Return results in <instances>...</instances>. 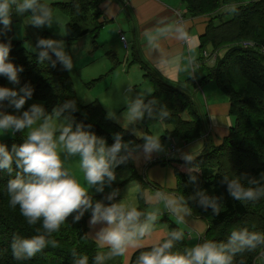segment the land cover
<instances>
[{
	"label": "trees",
	"instance_id": "16d2710c",
	"mask_svg": "<svg viewBox=\"0 0 264 264\" xmlns=\"http://www.w3.org/2000/svg\"><path fill=\"white\" fill-rule=\"evenodd\" d=\"M103 1L105 0H55L46 4L52 11L54 7H58L68 17L64 39L69 44L94 30L83 23L88 16L93 23L101 17L100 4ZM181 1L190 16H208L205 31L199 37V47L201 53L210 48L212 53H216V58L203 76H198L206 68L201 65L193 77L188 76L186 83H178L159 76L136 52L133 60L141 63L143 76L149 80L152 88L145 102L152 99L156 101L153 117L146 116L141 121L149 133V126L155 121L171 125L166 130L168 138L178 137L181 141L191 142L202 137L207 133L206 113L195 97V89L214 82L218 92L227 96L229 102V134L220 145L212 146L207 143L205 151L191 160L178 158L170 162L168 159L167 163L174 168L177 180L173 191L179 198H183V205L194 216L206 221L205 241L226 243L232 231L241 229H247L249 233L264 234V197L255 202L235 200L228 195L223 182L225 176L233 178L242 175L241 183L245 187L253 186L248 183L249 178H255L264 184V0ZM39 30L40 38H46L47 27ZM12 31L10 25V29L0 33V42H10L9 60L23 68L18 73L17 85H30L33 89L31 98L43 101L46 114L55 115V110L65 102L74 101L75 110L67 109L62 113L73 121L74 127L77 123L82 124L85 130L103 138L110 145L114 143L116 133H120L122 140L132 147L143 145L145 136L136 137L113 122L98 101L80 102L68 70L63 69L59 63L55 67L50 62L38 63L36 53L14 39ZM200 59L204 60L203 55ZM4 81H8L7 78L0 76V82ZM161 109L169 113L167 118H159ZM24 139L12 137L0 143L11 150L13 144L20 145ZM138 149L140 148H136ZM122 155H126L123 150ZM160 162L165 163L164 160ZM124 164L134 168L130 157ZM15 175V168L11 174L7 170H0V264H74V260L82 255L88 257V264H95L96 255L108 251L98 246L88 234V219L91 215L89 210L79 221L73 220L75 213L70 214L59 230L47 237L55 241V246L49 244L31 258H15L11 247L14 239L44 233L42 221L30 225L21 215L19 206H11L6 185ZM191 175L197 177L195 182L189 179ZM128 180H138L140 190L136 210L146 214V183L136 173ZM199 190L218 198V215L213 214L211 208L204 209L190 199ZM88 195L105 204L112 203V200H107L106 194ZM143 218L142 216L141 220ZM158 222L164 224L167 230L166 237L160 243L168 238L170 232L182 231L176 220L167 215ZM153 246L155 245L136 250L131 255L129 264H137L139 256L150 251ZM185 248H189V244L184 235L181 241L174 243L173 251L183 252ZM263 251L264 244L252 249L246 248L234 255L232 264H263ZM73 253L76 254L75 257ZM104 264H121V260L116 256L106 259Z\"/></svg>",
	"mask_w": 264,
	"mask_h": 264
},
{
	"label": "clouds",
	"instance_id": "9594fccd",
	"mask_svg": "<svg viewBox=\"0 0 264 264\" xmlns=\"http://www.w3.org/2000/svg\"><path fill=\"white\" fill-rule=\"evenodd\" d=\"M13 13L17 16L30 13L29 24L37 28L59 25V20L53 15L50 6L42 0H0V33L10 29ZM66 33L67 29L61 35ZM157 33L158 35H148L150 43H155L159 36L168 33L174 34L175 38L181 41L189 38L185 27L179 23L158 29ZM10 47V42H0V76L6 77L12 84H18V73L23 71V68L9 60ZM31 50L36 53L38 63L50 62L52 67L59 63L68 71L73 68L72 57L65 51L62 39L40 38ZM32 95L33 89L27 84L18 90L0 86V107L7 101L8 106L19 112ZM155 105V99L145 102L144 96L129 100V123L141 121L146 116L152 118L156 111ZM75 108L74 101H67L56 109L54 114L59 123L46 114L41 104L34 103L20 114L0 111V136L31 129L23 143L13 144L11 150L4 143H0V170H7L9 174L14 168L16 170L15 178L10 179L6 185L10 204L13 207L19 206L20 213L28 224L34 225L42 221L44 229L43 234L14 239L11 247L17 259L31 258L49 244L55 246V241L47 237L57 232L72 213H75L73 220L79 221L85 212L90 210L91 224L106 223V227L96 233V239L101 246L107 245L110 251L107 254H97L95 264H104L106 259L123 256L129 246L138 247L136 242L150 234L157 221V212L143 214L135 207L128 208L122 203L105 204L94 200L88 195L86 187L65 167V161L69 157L78 156L86 184L94 186L96 192H103L105 185L116 179L115 168L126 162L136 148H142L146 156H150L153 151H159L162 147L160 137L145 136L142 146L132 147L122 140L120 133H116L114 143L108 146L103 138L85 130L82 124L77 123L74 127L68 116L61 119L65 110L74 111ZM158 115L160 119H165L169 113L161 109ZM108 116L115 118L114 113H108ZM37 122L40 123L33 128ZM122 150L126 155H121ZM186 159L191 160L188 156ZM241 177L242 175H236L233 178H223L231 198L255 202L264 197V184L255 178H249L248 183L253 186L245 187L241 183ZM189 179L195 182L197 177L191 175ZM115 195V191L110 193L107 200H113ZM190 199L195 200L204 209L211 208L215 215L220 212L218 198L205 191H197ZM183 204L182 197L179 200H165V206L177 214L181 222L184 215L190 214ZM184 235L183 231L170 232L163 243H158L150 251L141 254L137 264H232L236 253L264 244V234L249 233L247 229H241L232 231L226 243L205 241L185 248L183 252L173 251L174 243L181 241ZM73 256L76 254L73 253ZM74 264H88V257L79 256L74 260Z\"/></svg>",
	"mask_w": 264,
	"mask_h": 264
},
{
	"label": "crops",
	"instance_id": "0c3cea01",
	"mask_svg": "<svg viewBox=\"0 0 264 264\" xmlns=\"http://www.w3.org/2000/svg\"><path fill=\"white\" fill-rule=\"evenodd\" d=\"M100 9H101V17L97 21H95L94 24L101 26L99 27L98 32L92 38L94 39V41H97L98 36L108 35V39L105 42H101V45L104 46V52L106 54L111 52V57L114 59L113 60L114 63L118 62L117 55L116 57L114 56V54H116L117 51L116 52L113 51V49H111L110 46L114 45L119 48V46L115 45L114 43L116 42V39L118 37L117 35L118 30L122 25L125 29L124 31L122 28V31L127 35L126 38L131 43L129 46H131V48L133 49V51L132 49L129 51L128 55L125 57V60L123 59V61H127V58L130 57V55L132 54L131 63H138L141 70H142L141 63L133 60L135 52H138V57L145 64L152 67L153 70L159 76H161L166 80H170L172 82L177 81L178 83H186L185 81L188 79V76L191 75L192 64L196 66L197 70L200 69L201 65L206 67L202 73L198 74L199 77L203 76L207 72V69H209V67L213 64L212 59H208V61L206 62H203L200 59L202 54L199 47L200 44L199 37L205 31L208 22V16L206 15H201L196 17L190 16L187 13L186 8L181 0H105L100 4ZM178 13H180L181 20H179L178 18ZM29 14L30 13H26L25 16H21L22 18L20 19H23L25 22H28L27 18L30 17ZM105 23H107V25H104ZM178 23L182 24L188 33L189 38L186 41L177 40L174 34L168 33L165 36H159L155 43L149 42L148 40L149 34L158 35L157 33L158 29L170 27ZM109 24H113V26L108 27ZM92 27L90 29H92ZM35 29L40 38L41 35L39 28L35 27ZM88 34L89 32L83 36H86ZM12 36L14 35L12 34ZM82 37L75 40L74 43L80 40ZM61 39L64 40L62 35H61ZM21 42L24 43L23 41ZM121 43L122 42L120 41V44ZM209 49L210 48H208L207 50ZM75 51L77 52V54L80 53L81 55H83L84 53V55L88 56L90 58L88 60V63L91 62L92 59L94 58L90 54V51H79L76 49ZM68 72L71 76L73 86L78 85L80 81L87 80L86 78H83L82 75L76 77L72 71H68ZM99 76L104 78V80L107 81L108 84H110V80H109L110 72L105 76H103V74ZM91 79L96 80V75L93 74ZM91 86L94 89V93H92L90 97L93 98L96 95L97 87L95 83H91ZM208 86H210V88L209 91L207 89L206 92V88ZM150 91L151 90H148L147 87H144L143 89L136 88L132 93L136 94L135 98L137 96H144L146 98L147 95H149ZM199 91L202 92L204 97L206 96V107H203L204 108L203 112L206 113L205 119L207 120L206 129L208 136L211 137L210 135L212 133V130L219 127L222 128V130L225 129L228 134V130L231 126V119L228 113V109H229L228 106L226 107L224 106V110L221 109V106H218L215 109L213 108L215 104L223 100L226 102L225 95H223L222 93L220 94L218 92L214 82L205 83V86H203V88L200 87L199 89L197 88L195 89V97L200 105H201V96ZM208 95H215L216 98L214 99L209 98ZM209 99L212 100L210 101ZM95 100L98 101L97 99ZM210 103H212L211 109L209 105ZM180 143L181 144L177 146V150L181 153V155L179 156L180 159L186 156L184 154L185 150L188 153L192 151H193L192 153L194 152L198 153L200 148L202 149L204 146L203 141L200 140L199 138L191 142H183L180 140ZM197 144H199L198 147L194 149V147ZM215 145H219L218 142L215 143ZM140 150H142V148H140ZM140 150H137L134 153H132V156L135 158L138 155V151ZM166 157L167 156H165L164 150L160 149L159 151H153L150 154V156H146L145 154L143 156H140V159L138 160L139 164L136 161V159L135 160L132 159L133 167L135 171L137 169L136 167H138L140 171L143 170L140 173L136 171V173L146 183V186L144 188V196H145L146 204L159 202L162 197L166 198L168 196H170L173 199L179 200L177 194H164V191L176 187L177 180L173 169L171 172L175 176V182H173L169 188L165 189L164 187L159 185V182H156L157 180L159 181L163 179L162 178L163 170L159 168H164L166 170L167 167L169 170H171L170 167L172 166L169 165V163L163 164L160 162V160H164V159L166 160L167 159ZM150 164L153 165L155 164L156 166ZM131 175L132 172L129 177H127L122 181V184H128V182L126 181L131 177ZM146 175L150 180L146 177ZM153 181H155L156 183ZM130 182H135V181L131 180L129 181V183ZM153 184L155 186H153ZM138 191L139 189L137 190V193ZM115 198H119V196H117L116 194ZM122 204L130 208L134 205V202L131 200L129 201V203L125 201L122 202ZM166 214L170 218V215L173 214V212H171L168 208L165 210H160V212H158L157 221L154 223L153 231L150 234L146 235L145 237L140 238L136 242L139 245L138 247L129 246L123 256H118V258H120L121 260V264H129L131 255L137 249L157 244L166 236L167 234L166 227L161 222H158V219L160 220L161 216ZM175 215L178 216L177 214ZM200 218L201 217L194 216L190 212V214L183 216V221H185V223L189 225L195 232H197L198 229L204 231L205 229L204 223L200 224L197 221ZM90 219H91V215L88 219V227H89L88 234L96 241L97 244L99 243L98 246L104 249H108V251H104L103 254L109 253L110 251L109 247L107 245L101 246L100 242L96 239V233L101 228L106 227V223L100 222L96 224H91ZM199 232H197V234L203 235V232L202 233ZM188 235H190V233ZM188 239H191L192 242L194 238L189 236Z\"/></svg>",
	"mask_w": 264,
	"mask_h": 264
},
{
	"label": "rangeland",
	"instance_id": "374dc122",
	"mask_svg": "<svg viewBox=\"0 0 264 264\" xmlns=\"http://www.w3.org/2000/svg\"><path fill=\"white\" fill-rule=\"evenodd\" d=\"M43 1L45 3H49V2H52L54 0H42V2ZM52 13L59 20V25H53V27H51V28L47 27L49 35L46 38L60 40L61 34H63V32L65 31V24L68 21V18L58 7H54ZM25 14L22 16H25ZM20 18H22V17L17 16L15 13H13L12 23H11L13 35H14L13 38L16 40L23 41L24 43H22V45L25 48H27L28 50H31L32 47L34 48L36 46V41L39 39V35L36 32L35 26L29 24L30 19H31L30 17L27 18L28 22H25L23 19H20ZM83 24H84V26H86L88 28H91L93 26L92 29H94V30L90 31L88 35L83 36L77 42H75V43L73 42L74 44L73 43L68 44L65 41L64 35H63V39H64L63 41L65 44V51L72 57V60H73V68L71 71L73 72V74L76 77H79V75H82L83 78L87 79L85 81H80L78 83V85L73 86L79 101L82 103H88L92 100L97 99L101 103L102 107L105 109L107 116H108V113H114L115 114V118H111L108 116L113 122L117 123L118 125L122 126L125 129L129 130L136 137H143L146 135L160 137V143L162 145L161 149L164 150L165 156H167L166 158L169 159L170 162H171V160L178 159L179 156L181 155V153L177 150V146H179L181 144L180 139L178 137H173V138L166 137V130L170 129L171 125L162 124L158 121H155L154 123H152L149 126V130L151 132V133H149V132H147V129H146L145 125L142 123V121H137L135 123L130 124L128 119H127V112H128L127 104L129 103V100L135 98L136 94L132 93L134 91V89H136V88L143 89L144 87H147L148 90L152 91L151 83L149 82L148 79L144 78L143 71L140 69L139 64L138 63H131L132 54L130 55V57L127 58V61H123V59L125 60V57L128 55L129 51L132 49L131 46H129L130 49L129 48L126 49L124 46H122V43L120 44V41H119L120 36H119V34H117L118 37H117L116 42L114 44L118 45L119 48L117 46H114V45L110 46L111 49H113V51H115V52L117 51L116 54H114V56L116 57V55H117L118 62L114 63L113 62L114 59L111 57V52L106 54L104 52V46L101 45V42H105L108 39V35L98 36L97 41H94V39L92 38L98 32L99 27L101 25H95L89 19V16H88V19H86ZM104 25H107V23H105ZM112 26H113V24L108 25V27H112ZM122 28L125 31V29L122 25L120 26V29L118 31H122ZM125 36L127 37L126 34H125ZM130 44L131 43L129 42V45ZM75 49L79 50V51H90V54L94 58L92 59L91 62L88 63V60L90 58L88 56L84 55V53H83V55H81L80 53L77 54ZM132 51H133V49H132ZM109 72H110V76H109L110 84H108L107 81L104 80V78L99 76L102 74H103V76H105ZM93 74L96 75L97 80L91 79ZM91 83H95V85L97 87L96 95L93 98L90 97L91 94L94 93V89L91 86ZM0 86L15 88L17 90L20 88L19 85L12 84L10 81L0 82ZM209 88H210V86H208L206 88V92H207V89L209 91ZM200 96H201L202 108L206 107V96L204 97L202 92H200ZM208 96H209V98H213V99L216 98L215 95H208ZM225 97H227V96H225ZM209 100L211 101L212 99H209ZM227 101H228L227 99H226V102L223 100V101L215 104L213 106V108L215 109L218 106H221L222 110H224V106L225 107L228 106V108H229V102H227ZM34 103L35 104H41L44 107V103L41 99L30 98L26 101L25 105L23 106L22 109L19 110V112H17V110L14 109L13 107L8 106L7 101L4 102L3 107H0V111H4L6 113H12V114H20L24 110H27L29 108V106L34 104ZM211 104L212 103L209 104L210 109L212 108ZM49 116H51L56 123H59V120L56 119L55 115H49ZM63 117H64V115L61 116V119ZM40 122H42V121H40ZM40 122H37L36 125H33V128L37 127ZM30 130L31 129H25L24 132H16L14 134L5 133L3 136H0V141H2L4 139L12 138V137H24V138H26V135H27L28 131H30ZM224 134H226V135H224ZM228 134H229V130H228ZM228 134H227V131L225 129L222 130V128H220V127L213 129L212 133L210 135L211 137H209L208 134L206 133L205 135H203L202 137L199 138L200 140L203 141L204 146L202 149L200 148L198 153H195V152L192 153L193 151L188 153L185 150L184 154L186 156L183 157L182 159H186L187 156L192 159L195 156L203 153L206 149L207 143H210L213 146L215 143L218 142V144L220 145L222 143V141L224 140V138L228 136ZM57 135H58V133H57ZM209 138L211 139V141ZM106 144L108 146H110V144H108V143H106ZM173 144L175 145L176 150H172ZM188 145H190V144H188ZM198 145L199 144H197L194 147V149L196 147H198ZM138 150H140V149H138ZM190 154H192V155H190ZM121 155H122V152H121ZM143 155H144L143 151L140 150V151H138V155L135 158L131 155L130 159L131 160L136 159V161L139 164L138 160L140 159V156H143ZM61 156L63 159V152H61ZM79 162H80V160H79L78 156L69 157L65 161V167L69 169L70 173L81 183L82 186L86 187L88 194H106V195H109L110 193L115 191L117 196H119V198H113V200H112L113 203L114 202L122 203L125 201L127 203H129V201L132 200L134 202V205L132 207H135V208L138 207L137 190L139 189V183H137V182H130L129 183V181H126V182H128V184H122V181L124 179H126L127 177H129L131 172L133 175V169H132V167H130V165H127L124 163L118 165L115 168L116 179L111 184H106L103 192H96L94 186L90 187L86 184L84 177H83V172L79 167ZM153 163H156V162H153ZM150 165H153V164H150ZM169 165H171V164H169ZM153 166H156V165L154 164ZM136 168H137L136 171L139 173L143 171V170L140 171L138 169V167H136ZM170 168H171V170H169L167 167H166V170L164 168H159V169L163 170V174H162L163 179L159 180V181L157 180L156 182H159V185L164 187L165 189L169 188L171 186V184L173 182H175V176H174L175 172H174V174L171 172L172 169L174 170V168H172V167H170ZM146 177H147V175H146ZM153 182H155V181H153ZM136 188H137V190H136ZM173 190H174V188L166 190V191H164V194H176L175 192H173ZM144 198H145V196H144ZM166 199H173V198H171L170 196H168L166 198L162 197L159 202L149 203L145 208L146 214L149 212H157L158 213V212H160V210L167 209V207L165 206V200ZM161 219H163V215L161 216L160 220ZM170 219L176 220V223L180 226V228L184 232V234L186 232H190V235H188L186 237V240L188 241V244H189V248L195 246L196 244H200L198 242V235L202 236V234H197V232L201 231L200 229H198L197 232H195L189 225H187L185 223V221L181 222L178 219V216H176L174 213L170 215ZM196 219H198V218H196ZM197 221L200 224L204 223V225H205L204 231L202 230L199 233L206 232V229H207L206 221L204 219H201V218ZM189 236L194 238L192 240V242H191V239H188ZM204 238H205V236H204ZM203 242H205V239L202 240L201 243H203ZM98 245H99V243H98ZM263 256H264V254H263ZM261 263H264V259L261 260Z\"/></svg>",
	"mask_w": 264,
	"mask_h": 264
}]
</instances>
